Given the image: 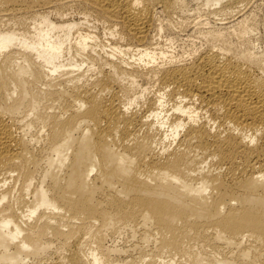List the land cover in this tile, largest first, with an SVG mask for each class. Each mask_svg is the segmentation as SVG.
Masks as SVG:
<instances>
[{
  "label": "bare ground",
  "instance_id": "obj_1",
  "mask_svg": "<svg viewBox=\"0 0 264 264\" xmlns=\"http://www.w3.org/2000/svg\"><path fill=\"white\" fill-rule=\"evenodd\" d=\"M0 264H264V0H0Z\"/></svg>",
  "mask_w": 264,
  "mask_h": 264
},
{
  "label": "rangeland",
  "instance_id": "obj_2",
  "mask_svg": "<svg viewBox=\"0 0 264 264\" xmlns=\"http://www.w3.org/2000/svg\"><path fill=\"white\" fill-rule=\"evenodd\" d=\"M263 13V12H262ZM261 14V13H260ZM262 15V14H261ZM92 24V23H91ZM90 24V25H91ZM93 26H96V29L102 34L103 33V27H102V25L100 24V23H93ZM95 29V30H96ZM262 28H259L258 29V31H260L259 33H258V31H257V33L258 34H260V35H263L262 33H263V31L261 30ZM262 32V33H261ZM257 34V35H258ZM101 36V35H100ZM102 37V36H101ZM157 38H158V40H159V42H161L160 44L161 45H171V48H170V50L172 49V50H177V49H179V45H181V46H183L182 44H181V42H183L182 41V39H178L179 37L178 36H170L167 32H166V34H165V32L164 33H162V31L161 32H158L157 33V36H156ZM172 37H174V38H172ZM170 38V39H169ZM181 40V42H179V41ZM170 42V43H169ZM169 43V44H168ZM166 46L164 47V48H166ZM178 47V48H177ZM177 48V49H176ZM155 89V88H154ZM121 241H118L117 242V244L119 243V244H121L120 243Z\"/></svg>",
  "mask_w": 264,
  "mask_h": 264
}]
</instances>
